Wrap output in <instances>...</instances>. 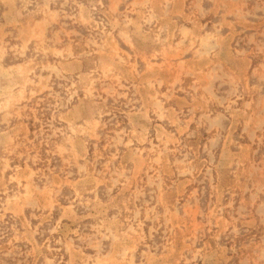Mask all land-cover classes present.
<instances>
[{"label": "rangeland", "instance_id": "rangeland-1", "mask_svg": "<svg viewBox=\"0 0 264 264\" xmlns=\"http://www.w3.org/2000/svg\"><path fill=\"white\" fill-rule=\"evenodd\" d=\"M0 264H264V0H0Z\"/></svg>", "mask_w": 264, "mask_h": 264}]
</instances>
